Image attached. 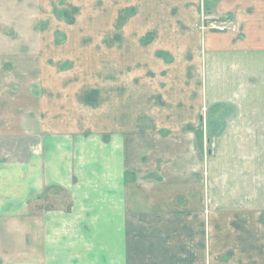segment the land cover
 <instances>
[{"label":"crops","instance_id":"0c3cea01","mask_svg":"<svg viewBox=\"0 0 264 264\" xmlns=\"http://www.w3.org/2000/svg\"><path fill=\"white\" fill-rule=\"evenodd\" d=\"M128 3L134 21L122 33L121 0H112L96 70L80 67L81 37L58 42L64 48L43 42L57 66L43 86L54 123L87 124L92 108L101 136H49L43 148L36 140L9 182L1 174L0 263L264 264V7ZM202 12L236 29L202 33ZM94 71L97 83L83 84ZM206 118L223 128L204 136L203 156L196 138ZM161 126L182 135L175 148L144 149V164L135 145H122ZM189 127L193 136H184ZM52 186L67 192V206L32 210L30 200Z\"/></svg>","mask_w":264,"mask_h":264},{"label":"rangeland","instance_id":"374dc122","mask_svg":"<svg viewBox=\"0 0 264 264\" xmlns=\"http://www.w3.org/2000/svg\"><path fill=\"white\" fill-rule=\"evenodd\" d=\"M130 1L121 0L118 13H115L122 33L128 32L127 23L130 20L134 21L131 14L134 9L128 5ZM260 3V8L264 7V0H260ZM103 8L105 11H102ZM111 8L112 0H0V176L1 174L4 176L3 180L0 178L2 181L9 182L10 175L17 173L14 165L16 160L27 157L31 143L36 140L43 148L45 143H48L49 136H78L80 133L84 136H101L99 129L101 127L94 123L97 118L96 111L92 108L86 109L81 118L88 122L87 124L65 123L71 122L67 116H58L64 123H54V118L49 112V93L43 91V86L49 85L50 73L54 74V68L57 66H52L54 51L43 42L53 38L58 43L66 37H81L83 44L77 47L82 48L80 51L85 61L82 66L78 65L81 68L96 70L101 65L96 55L101 53L98 51L101 46L97 41L101 40L102 36L112 35L110 22L113 21V17L109 10ZM199 20L198 25L203 33L214 29L210 22L218 23L224 19L210 12H202ZM150 34L147 33L146 37L151 36ZM58 44L56 48L66 47L65 44ZM66 64L67 62H62L61 66ZM86 75L83 84L97 83V72ZM209 120L212 119L206 118L207 123H202L200 136L197 134L196 138L198 143L200 138L203 156L207 155L206 147L209 146L204 136H208L210 131L216 132L223 128L221 124L213 125L214 123H210ZM126 128L128 127L122 126L120 130L122 136L130 135L124 131ZM174 128L175 126H161L152 133L148 131L147 134L144 129H139L136 138L122 141V145H128L127 147L135 145L137 151L142 152V156L138 158L139 163L144 164L148 159L143 153L144 149L163 150L167 144L171 145L169 148L176 147L175 137L182 134L180 135ZM187 129L184 136H193L191 131L193 127H189L190 131ZM197 129L196 126L195 130ZM159 163L160 159L157 161V164ZM147 175L158 176L155 173ZM40 196L42 197L39 200L34 198L30 200L29 207L32 210L65 207L69 198L67 192L60 186H52L44 190Z\"/></svg>","mask_w":264,"mask_h":264},{"label":"built area","instance_id":"2783aa9c","mask_svg":"<svg viewBox=\"0 0 264 264\" xmlns=\"http://www.w3.org/2000/svg\"><path fill=\"white\" fill-rule=\"evenodd\" d=\"M210 25H212L216 30L225 31V30H235L236 24L232 20H222L220 22L212 21L210 22Z\"/></svg>","mask_w":264,"mask_h":264}]
</instances>
